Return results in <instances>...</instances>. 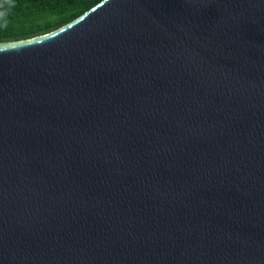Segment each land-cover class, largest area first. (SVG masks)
I'll return each mask as SVG.
<instances>
[{"label": "water", "instance_id": "water-1", "mask_svg": "<svg viewBox=\"0 0 264 264\" xmlns=\"http://www.w3.org/2000/svg\"><path fill=\"white\" fill-rule=\"evenodd\" d=\"M0 264H264V0L0 42Z\"/></svg>", "mask_w": 264, "mask_h": 264}, {"label": "trees", "instance_id": "trees-1", "mask_svg": "<svg viewBox=\"0 0 264 264\" xmlns=\"http://www.w3.org/2000/svg\"><path fill=\"white\" fill-rule=\"evenodd\" d=\"M101 0H15L0 21V42L48 33L75 19Z\"/></svg>", "mask_w": 264, "mask_h": 264}, {"label": "clouds", "instance_id": "clouds-1", "mask_svg": "<svg viewBox=\"0 0 264 264\" xmlns=\"http://www.w3.org/2000/svg\"><path fill=\"white\" fill-rule=\"evenodd\" d=\"M15 7V0H0V21L6 22L10 9Z\"/></svg>", "mask_w": 264, "mask_h": 264}]
</instances>
